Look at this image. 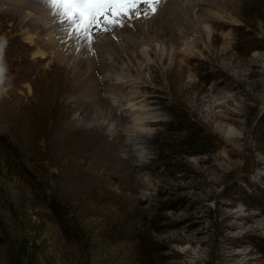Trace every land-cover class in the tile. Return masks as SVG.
<instances>
[{
  "label": "rangeland",
  "instance_id": "1",
  "mask_svg": "<svg viewBox=\"0 0 264 264\" xmlns=\"http://www.w3.org/2000/svg\"><path fill=\"white\" fill-rule=\"evenodd\" d=\"M9 1L0 264H264V0H165L98 34L121 35V110L83 40L48 43ZM129 101L151 114L143 139L120 126Z\"/></svg>",
  "mask_w": 264,
  "mask_h": 264
},
{
  "label": "bare ground",
  "instance_id": "2",
  "mask_svg": "<svg viewBox=\"0 0 264 264\" xmlns=\"http://www.w3.org/2000/svg\"><path fill=\"white\" fill-rule=\"evenodd\" d=\"M10 2H12V4L15 3L18 6L20 5V7L17 8V10L20 11L22 14H24L26 22L29 21L37 28L38 26H40L43 29V33L46 36L45 40L49 41L48 43H52L54 41L59 42L58 40H56L59 38L62 42V48L64 47L66 48V46L69 47L73 45L72 43L74 38H70L69 35L70 30L68 29V22L67 21L61 22L58 16L52 13V10L45 3V0H12L9 1V3ZM182 3L185 4V1L182 0ZM37 31L38 30L35 29L34 32ZM34 32H32L30 29H25L23 33L24 39L26 40L25 42H28L30 45L36 42L39 33V31L38 33H34ZM120 36L121 35H117V36L115 35V37H117L118 39H115L113 37L112 39H109L105 36L98 37V39H96L97 42L94 43L93 45L96 54L95 55L89 54L86 61V66L89 69L100 68L101 70H103L105 73L104 76L105 79L114 77L116 78V80H119L118 82L110 81L107 82L106 84L107 87L106 89H108L107 92L111 95L110 101L112 102V106H114L115 110H121L124 107L121 99H124L125 97L127 98L129 96L134 98L135 96V94L131 92L127 93L126 91L123 90L128 86V84L126 85V83H128L127 81L129 80L125 78L121 79L117 77V75H114V73H116L115 67L117 66V59H119L120 53L123 52V48H124L122 40L119 39ZM36 53L39 54L41 57L47 56V52L43 51L42 49H39ZM57 53L59 54L60 52ZM114 78L112 80H114ZM125 104L126 106H128V108H130V106L133 108L131 112H129L128 114L124 113L125 116L124 117L121 116L119 118V121L123 122V124L120 123V126H122L126 131L132 132L133 134H137L141 139H143L142 136L147 134L144 125H147L146 123L149 122V118L151 114L145 111L137 112L141 109L137 110L138 107L135 106L136 103L133 104L130 103L129 101L126 102ZM132 120L135 121V125H137L136 127L127 124V122H130ZM222 133L229 138H237V139H239L242 135L240 131L228 125L222 127ZM131 138H132L131 135H129L127 138V143L129 144V146L131 147L133 146L135 151L140 149L138 152V158L143 160L145 158V150L143 146L138 148L137 145L139 142L138 141L133 142ZM132 151L133 149L131 150V152Z\"/></svg>",
  "mask_w": 264,
  "mask_h": 264
},
{
  "label": "snow or ice",
  "instance_id": "3",
  "mask_svg": "<svg viewBox=\"0 0 264 264\" xmlns=\"http://www.w3.org/2000/svg\"><path fill=\"white\" fill-rule=\"evenodd\" d=\"M165 0H45L52 13L68 22L70 38L83 40L92 55L97 35L112 33L116 28L141 18H149L159 11ZM118 39L117 37H113ZM0 42V47H2ZM2 72V69H0Z\"/></svg>",
  "mask_w": 264,
  "mask_h": 264
},
{
  "label": "trees",
  "instance_id": "4",
  "mask_svg": "<svg viewBox=\"0 0 264 264\" xmlns=\"http://www.w3.org/2000/svg\"><path fill=\"white\" fill-rule=\"evenodd\" d=\"M57 206H58V205H57ZM57 206H54V205H53V208H55L56 211H59L58 208H57Z\"/></svg>",
  "mask_w": 264,
  "mask_h": 264
}]
</instances>
